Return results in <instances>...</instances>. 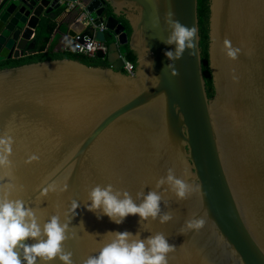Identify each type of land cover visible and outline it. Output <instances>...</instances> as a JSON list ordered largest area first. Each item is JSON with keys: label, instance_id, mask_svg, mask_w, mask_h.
I'll return each instance as SVG.
<instances>
[{"label": "water", "instance_id": "95a60500", "mask_svg": "<svg viewBox=\"0 0 264 264\" xmlns=\"http://www.w3.org/2000/svg\"><path fill=\"white\" fill-rule=\"evenodd\" d=\"M68 1L88 15L78 13L66 33L68 52L80 36L107 43L108 53H97L99 66L61 58L0 69V135L14 140L11 168L0 176L11 174L12 198L41 222L58 215L67 223L64 248L83 264L105 234L140 227L137 216L120 225L98 219L87 209L89 191L110 183L135 198L171 168L199 191L184 200L167 192L161 207L172 221L147 222L141 238L163 233L175 246L168 264H264V0H209L211 98L199 0H0V64L35 48L39 27ZM169 13L196 28L194 47L175 61L176 76L165 67L171 46L162 42ZM224 39L241 49L238 59L226 56ZM129 52L133 75L123 70ZM33 154L39 159L26 163ZM199 217L202 229L180 233Z\"/></svg>", "mask_w": 264, "mask_h": 264}, {"label": "clouds", "instance_id": "9594fccd", "mask_svg": "<svg viewBox=\"0 0 264 264\" xmlns=\"http://www.w3.org/2000/svg\"><path fill=\"white\" fill-rule=\"evenodd\" d=\"M172 15L169 13L166 18L170 31L162 42L171 46V50L164 53L170 61L165 67L172 76H176L175 61L194 47L196 28L181 24L172 19ZM156 27L158 24L153 25V28ZM223 48L229 59H238L241 49L234 47L229 39H224ZM152 67L153 62L148 61L147 68ZM13 144L12 136L0 135V171L11 168ZM38 159L33 154L26 163ZM10 180V173L0 176V264H74L73 253L64 248L65 242L70 239L69 225L62 223L58 215L41 222L33 207L22 199L12 198L11 190L15 185ZM194 191L199 189L194 188L189 180L178 177L171 168L156 181L154 188L147 193L141 189L135 198L127 190L116 189L110 183L94 186L88 193V211L97 214L98 219L107 216L117 225L129 216H137L140 227L135 234L128 231L105 234L106 242L102 243L97 254L88 256L83 264H168L167 257L175 251V246L169 244L168 238L159 232L141 238V226L147 230V222L166 224L172 221V213L163 211L161 207L167 192L174 194L177 200H184ZM78 207L79 203L73 201V217ZM205 223L204 217L190 218L181 226L180 233L199 231ZM29 240L34 243H26Z\"/></svg>", "mask_w": 264, "mask_h": 264}, {"label": "trees", "instance_id": "16d2710c", "mask_svg": "<svg viewBox=\"0 0 264 264\" xmlns=\"http://www.w3.org/2000/svg\"><path fill=\"white\" fill-rule=\"evenodd\" d=\"M111 12V11H110ZM209 0H199L198 4V17H199V28H200V37H201V50H202V59H203V74L206 80L208 95L211 98L214 95V87L212 83V76L209 70V59H208V45H209ZM56 16H54L55 18ZM121 21L125 24L130 32L127 21L124 18H121ZM56 23L52 24H42L36 32L35 37V48L27 50L23 57L20 59H13L6 61L0 64V69L6 67H16L24 64L45 61V60H54L61 58H71L78 59L81 62L88 64L90 66H99L103 65L102 61L97 60L96 58H89L84 55L77 53H60L55 51V42L54 37L52 36L55 29ZM127 60L132 62L134 65L136 63V57L132 52H129L127 55Z\"/></svg>", "mask_w": 264, "mask_h": 264}, {"label": "built area", "instance_id": "2783aa9c", "mask_svg": "<svg viewBox=\"0 0 264 264\" xmlns=\"http://www.w3.org/2000/svg\"><path fill=\"white\" fill-rule=\"evenodd\" d=\"M66 8L69 11H80V8L76 2L68 1L66 2ZM80 13V12H79ZM87 14L82 12L80 13V19L85 20L87 18ZM101 30H106L105 26L101 27ZM80 36H77L74 41L73 50L75 53L84 55L89 58H96L98 52H103L105 54L108 53V44L96 41L95 39L85 38L84 41L80 40ZM124 61L123 70L130 75L134 74L135 65L128 61L124 56H121Z\"/></svg>", "mask_w": 264, "mask_h": 264}, {"label": "crops", "instance_id": "0c3cea01", "mask_svg": "<svg viewBox=\"0 0 264 264\" xmlns=\"http://www.w3.org/2000/svg\"><path fill=\"white\" fill-rule=\"evenodd\" d=\"M78 13V11H69L65 8L62 14H56L54 22L57 26L52 35L54 37L56 52H68L67 49L73 43V40L66 33L74 26L73 22L76 20Z\"/></svg>", "mask_w": 264, "mask_h": 264}]
</instances>
